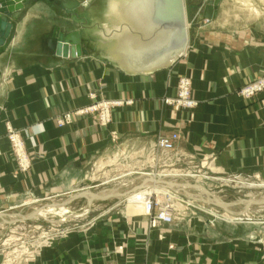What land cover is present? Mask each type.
<instances>
[{
  "label": "crops",
  "instance_id": "obj_1",
  "mask_svg": "<svg viewBox=\"0 0 264 264\" xmlns=\"http://www.w3.org/2000/svg\"><path fill=\"white\" fill-rule=\"evenodd\" d=\"M203 1L192 10L184 53L153 70H133L119 63L114 56L115 29L123 23L128 29L129 23L109 8L103 11L100 0L73 15L58 0H28L9 15L12 28L0 44V210L9 217L18 207L61 195L63 201L109 182L104 192L132 194L151 185L148 155L159 154L157 137L172 130L180 134L173 151L178 165L190 157L199 167L206 159L211 171L225 175L222 181L235 186L264 178V91L250 99L238 95L240 87L264 74V0H221L217 16L210 20L199 12ZM104 22L108 30L102 32ZM60 25L79 29L88 52L57 55L48 38ZM181 75L192 79L193 95L199 100L195 109L164 102L165 96L176 93ZM101 99L132 103L111 107L107 124L96 112L56 124L58 115ZM7 123L24 136L34 158L28 171L22 172L12 156ZM90 168L105 170L91 186H84ZM203 178L194 182L213 190L203 180L218 179ZM127 196L94 200L90 211L97 202L112 197L123 201ZM80 200L84 207L70 211L71 202L65 221L87 214H82L87 198ZM231 206L237 212L245 207ZM261 208L252 204L243 216ZM100 210L108 215L99 214L93 225L67 231L30 264H264V236L254 218L220 220L198 212L150 232L146 215L125 216L116 205ZM15 224L0 217V229ZM117 242L126 244L121 254L112 251ZM4 256L0 253V264Z\"/></svg>",
  "mask_w": 264,
  "mask_h": 264
},
{
  "label": "rangeland",
  "instance_id": "obj_2",
  "mask_svg": "<svg viewBox=\"0 0 264 264\" xmlns=\"http://www.w3.org/2000/svg\"><path fill=\"white\" fill-rule=\"evenodd\" d=\"M200 1L201 0H185L187 20L190 23L192 21V10L195 6V3L200 2ZM100 4H101V9H103V11H105V9L107 8L108 0H100ZM104 23H105V25H103V24L101 25L102 32L108 30V23L107 22H104ZM188 26H189V23H188ZM184 77H186L190 80L191 94L198 101V105H199V100L193 95L192 79L190 78V76H187V75H183V76L181 75L179 77L178 82H177V87H176V93L173 95H169V97H175L177 95L179 81H180V79H182ZM261 77H264V74L261 75L259 78H261ZM246 84H244L242 87H244ZM242 87L239 88L238 95H240L241 97L246 98V99H250V98L256 96L258 93L262 92V91H260L252 97H245V96L240 94V90L242 89ZM165 97H168V96H165ZM165 97H164V99H165ZM100 101L101 102H103V101L109 102V101H113V100L101 99ZM164 102L166 104L174 106V107L175 106L183 107L184 109H189V110L195 109L198 106L197 105L194 108H187L184 106L168 103L165 100H164ZM114 106H118V105H113L111 107H114ZM111 109L112 108H110V110ZM7 125H9V123H7ZM172 132H174V131L172 130L169 133H162V134L163 135H169ZM19 134L21 136L22 141L25 143V152L29 156V158L31 160V165H32L34 158L32 157L31 153L27 149L24 136L20 132H19ZM112 137H113V134H112ZM117 137H118V135H117ZM158 137L156 139V145H157L156 147L159 149V151H158L159 154L157 153V151L156 152L154 151L155 153H153V154L150 153L148 155L149 161H148V167L147 168L149 171L147 173H149L151 176H154L155 178L165 177L167 179H171V180H174L176 182H181V183H185L187 181L194 182V180H196V179H198V180H199V178L202 179L203 176H206L207 178L208 177L209 178L215 177L218 179V180H216V182L215 181H209V180H203V182L207 185L212 186L213 190H211V191L216 193L220 198H222L223 200H225L227 202L235 201V200H238L240 198L259 199V200L264 201V178H262L261 180L256 179V180L247 181V183H245L244 185L235 186L237 183L226 182V181L223 182L222 181L223 179L227 178L225 175L220 174L218 172H215L214 170L211 171V169H209L210 168V165H209L210 162L206 159L200 161L199 167H198V164L192 165V163L190 162V159H189L190 157H187V160H185V164L178 165V163H176L178 160V157H176V155L173 154V151L176 148V143H175L174 149H172L171 151H168V150L162 149L158 146V143H157ZM7 138L9 140L8 133H7ZM114 139H116V138H114ZM178 139H180V134H179ZM11 153H12L13 158H15L17 165H19L18 160L16 159L17 157L15 156V153L12 149V146H11ZM181 156L182 155H179V157H181ZM182 158L183 157H181L180 160ZM194 168L197 171H193ZM104 170L105 169L96 170V169L90 168L89 173H88L90 183H93L92 180L95 181L98 178H100V174L104 173ZM198 170H200V171H198ZM131 171H133V170H131ZM134 171H136V170H134ZM22 172H25V171H22ZM133 174H135V173H133ZM182 177L184 178V180L179 181L180 178H182ZM203 179H205V178H203ZM110 183L111 182L106 183V184H102L100 186H96V187L90 188L88 190H92L95 192L104 191V190H106L107 187H110V185H111ZM84 186H89V184L84 183ZM165 187H167V186H165ZM174 189H176V194H178L177 197H179V198H175L176 211L174 213L173 221L174 220H176V221L177 220H184L185 218L187 219L189 215H192V214L198 213V212H199L198 214L202 215L204 218H208L211 216L214 218H219V219H220V217H223V218L228 219V220H243L242 218H245V217L247 219L248 218H254L259 223V230H260L261 236L262 237L264 236V202L256 204V205H260L262 208L259 211H256L254 214H247L246 216H243V215H245V213L248 212V209L244 213L237 214L236 213L237 210L234 208H230V210H232V211L234 210V212L229 214L230 212L227 213L224 209L217 207L215 205H212V204L206 203L207 205L203 206V205H201L202 204L201 202H203L202 200L188 196V194H192V193L194 194L195 193L194 189H192V188H188L187 186H183L182 189H180V190L175 188V187H174ZM220 190H223V191H220ZM80 191H87V190H80ZM80 191H77L75 193H79ZM130 195H128V196H130ZM251 195H254L255 197H252ZM127 197L124 198L123 201H120V200L116 199L115 197H112L109 200H106L105 202H100V203L97 202L96 203L97 208L95 210L89 211L85 216H83L81 218L80 217H78V218L73 217V219L72 220L70 219V221H68V222L65 221L66 213H64V212H66V209L68 208V206L70 205L71 202H74V203L71 206H69L70 211H78L81 207H84L85 203L83 202V200H80L83 197L75 198L74 200L69 202L68 205H66L64 208H62L63 213L59 212L58 207L54 206L55 203L63 202L62 201V198H63L62 195L50 197L47 199H43V200H40V201H37L34 203H30L28 205L13 209L11 211L12 213H21V214H26V213H28V212L36 209V208H42V209L53 208L54 211H51V210H50V212L45 211L44 214H42L43 216L36 217V218L26 220V221H19L17 224H15V226L17 225L15 228L13 226H11L9 229L8 228L7 229H0V253H3L5 255L4 256L5 260L1 264H30L31 262L36 261L41 256L45 247L53 246L57 241H59L61 238H63L64 234L67 231L72 233L78 228H82V227H85L88 225H93L94 224L93 218L95 216H99V214L103 217L108 215V213L106 214V212H102L100 210L103 206L109 207V206L116 205L118 208H121V210H125L124 211L125 216L130 215V213H133V214H140L141 217H144L143 216L144 213L141 210H139L136 207H133L131 204H129L127 202ZM161 197L162 196H160V198ZM191 201H193V202H191ZM194 201H199V202L195 203ZM178 203L179 204L182 203L183 205L178 206L177 205ZM203 203H205V202H203ZM45 204H53V206H51V207L46 206L45 207ZM193 204L197 205V206L195 207ZM198 205L205 207V208L204 209L197 208V207H199ZM230 205H228V207ZM233 206L234 205H232L231 207H233ZM212 207L216 208L214 210H216L217 215H215V213L212 211ZM206 208L209 210H207ZM101 212H102V214H101ZM144 222H148V217H147V220ZM149 229H150V232H153V229H151L150 227H149ZM125 245L126 244L124 242L114 243L112 251L114 253L121 254L124 252ZM104 246H105V248H108V244H105ZM106 252H107V250H106Z\"/></svg>",
  "mask_w": 264,
  "mask_h": 264
},
{
  "label": "water",
  "instance_id": "obj_3",
  "mask_svg": "<svg viewBox=\"0 0 264 264\" xmlns=\"http://www.w3.org/2000/svg\"><path fill=\"white\" fill-rule=\"evenodd\" d=\"M27 1L0 0V44L5 42L12 28L9 15L14 11L22 9ZM93 1L58 0V5L68 15H73L77 9L81 7L87 8ZM113 1L115 0H108L107 4V8L111 9L112 13H117L122 19L120 11L126 8L125 10L128 12V20H125L129 23L128 29L125 28V23L115 29L118 52H115L114 56H117L116 58L122 66L133 70H153L171 64L184 53L189 40L185 0H119L123 6L118 10L110 7ZM220 1L204 0L199 6V12L202 14V17L207 20L216 17ZM48 42L51 49L55 50L57 55L64 57H76L80 56L83 52H88L87 46L83 43L80 30H67L66 25L55 27L52 35L48 38ZM85 183L91 186L90 180H87ZM147 184L169 186L177 189L189 186L195 192L194 194H188L189 196L220 207L230 213L234 212L228 207L230 204L243 203L245 205L244 209L236 212L237 214H241L250 205L264 202L259 199L245 198L227 202L199 183L189 181L181 183L165 177L155 178L150 174H148ZM130 193V191L116 192L113 190L108 192L80 191L79 193L69 195L61 203H55L54 206L62 209L75 198L85 197L87 198L88 205L82 214H86L90 211L94 200H103L110 195L126 196ZM46 206L51 207L53 204H45ZM41 209L36 208L26 214L8 213L9 217L2 209L0 210V217L10 224L18 223L19 221L43 216Z\"/></svg>",
  "mask_w": 264,
  "mask_h": 264
},
{
  "label": "built area",
  "instance_id": "obj_4",
  "mask_svg": "<svg viewBox=\"0 0 264 264\" xmlns=\"http://www.w3.org/2000/svg\"><path fill=\"white\" fill-rule=\"evenodd\" d=\"M263 90L264 77H261L248 82L242 87L240 94L245 97H252ZM90 97L94 99L96 94L90 93ZM164 100L168 103L187 108H194L198 105V101L191 94L190 80L186 77L180 79L177 95L175 97H165ZM131 103V99L126 101L114 100L109 102L96 101L86 107L60 114L55 118V121L57 125L62 126L73 122L75 117L82 116L88 112H96L99 114L100 121L103 124H107L111 120L109 112L111 106ZM7 133L12 149L17 157L16 159L19 163V169L21 171H28L31 166V160L25 152V143L22 141L19 131L9 124L7 125ZM112 134L114 138H117L116 131H112ZM178 138L179 133L177 131H174L169 135L161 134L158 137L157 143L160 148L171 151L174 149ZM138 191H141V194L138 196V202L144 209V215L148 217V225L151 229L158 228L164 223H171L173 221L174 213L176 211L175 198H179L177 197L178 194H176V189L169 186L148 185L135 192ZM160 196L162 197L160 198Z\"/></svg>",
  "mask_w": 264,
  "mask_h": 264
},
{
  "label": "bare ground",
  "instance_id": "obj_5",
  "mask_svg": "<svg viewBox=\"0 0 264 264\" xmlns=\"http://www.w3.org/2000/svg\"><path fill=\"white\" fill-rule=\"evenodd\" d=\"M250 2V1H249ZM250 3H252V2H250ZM121 6H123V4L119 1V0H115V1H113V2H111V5H110V7L113 9V8H115L116 10H118ZM126 9V8H125ZM122 10V11H120L121 12V15H122V19L125 21H127L128 20V12H127V10ZM86 12V11H85ZM138 45H140V44H138ZM124 48V47H123ZM116 52H118V49H116ZM117 57V56H116ZM104 192V191H103ZM139 192V193H138ZM138 192H134L133 194H131L130 196H128L127 197V202L129 203V204H131L133 207H136V208H138L139 210H141L142 212H144V209H143V207H142V205H140L139 204V202H138V196L141 194V191H138ZM190 201V200H189ZM191 202H193V201H191ZM178 206H180L181 204H177ZM214 208V207H213ZM235 209V208H234ZM243 209V208H242ZM54 211L53 210V208H51V209H41V212L44 214V212L45 211ZM214 213H215V215H217V212H216V210H212ZM219 211V210H218ZM226 211V210H225ZM234 211V210H233ZM59 212H62V209H59ZM227 213H229L228 211H226ZM225 212V213H226ZM229 214H231V213H229Z\"/></svg>",
  "mask_w": 264,
  "mask_h": 264
}]
</instances>
